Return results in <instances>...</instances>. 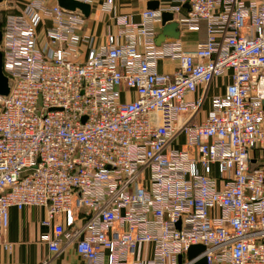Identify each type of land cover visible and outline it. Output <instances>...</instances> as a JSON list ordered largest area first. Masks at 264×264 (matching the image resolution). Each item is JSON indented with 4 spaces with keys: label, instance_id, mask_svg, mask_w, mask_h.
Returning a JSON list of instances; mask_svg holds the SVG:
<instances>
[{
    "label": "built area",
    "instance_id": "1",
    "mask_svg": "<svg viewBox=\"0 0 264 264\" xmlns=\"http://www.w3.org/2000/svg\"><path fill=\"white\" fill-rule=\"evenodd\" d=\"M100 10L118 30L98 47L58 3L2 12L0 255L13 250L10 210L32 207L54 256L264 264V0H172L138 22L114 0ZM164 13L205 41L158 47ZM196 245L206 251L190 261Z\"/></svg>",
    "mask_w": 264,
    "mask_h": 264
},
{
    "label": "crops",
    "instance_id": "2",
    "mask_svg": "<svg viewBox=\"0 0 264 264\" xmlns=\"http://www.w3.org/2000/svg\"><path fill=\"white\" fill-rule=\"evenodd\" d=\"M32 0H4L1 7L7 12L18 13ZM49 5H54L57 0H44ZM106 0H95L92 7L91 16L86 20L85 33L90 34L93 40V46L98 47L108 43L111 35L117 33V27L111 15L103 13L100 8ZM172 0H114L116 13L118 15L130 16L136 22L140 20V13L148 9L151 2H158L159 8L170 5ZM260 1V0H256ZM1 9V8H0ZM5 13V12H4ZM188 13V7L185 8L183 15ZM180 15L178 18H181ZM176 18V21L178 20ZM50 25L47 24V26ZM45 27L39 28V34L44 33ZM162 33V26L158 29V35ZM181 34L187 50H193L198 44L206 39L204 27L199 33ZM88 49H85L84 58L87 56ZM176 65L172 63H160L162 73L171 74L175 71ZM228 83V78H224ZM221 79L220 81H224ZM219 81V82H220ZM219 82L217 84H219ZM224 89L219 92L223 93ZM45 218V210L41 208L28 207L22 211L16 209L10 210V226L7 233V240L13 244L11 253L0 255V264H87L81 258L74 246L68 247L59 256H54L49 252L47 245L40 242V236L49 233L50 230L42 226Z\"/></svg>",
    "mask_w": 264,
    "mask_h": 264
},
{
    "label": "water",
    "instance_id": "3",
    "mask_svg": "<svg viewBox=\"0 0 264 264\" xmlns=\"http://www.w3.org/2000/svg\"><path fill=\"white\" fill-rule=\"evenodd\" d=\"M4 0H0V6ZM58 5L66 12L71 14H77L83 16L86 20L91 16L92 7L88 4L80 3L74 0H57ZM158 2H151L148 5L147 10H158ZM181 37V30L179 23L175 20V16L172 13H164L162 17V33L158 35L156 44L158 47L162 45L166 40L174 39L178 40ZM3 39L2 34V11L0 9V96L8 97L11 91L10 79L5 74L3 69V54L1 51V43ZM206 251L205 246L196 245L192 246L188 251L189 260H194ZM195 264H207L206 258H202Z\"/></svg>",
    "mask_w": 264,
    "mask_h": 264
},
{
    "label": "rangeland",
    "instance_id": "4",
    "mask_svg": "<svg viewBox=\"0 0 264 264\" xmlns=\"http://www.w3.org/2000/svg\"><path fill=\"white\" fill-rule=\"evenodd\" d=\"M0 8H1V11L3 13L6 12V10H4V7H1L0 6ZM40 35H42V38H43V32ZM226 84L227 83H226V80L225 79H224V81H220L218 85L221 88H218V86H216V87L212 86L210 93L211 94H218L219 92H221L224 89V87L226 86ZM179 260H180V263H181L183 261V256H180Z\"/></svg>",
    "mask_w": 264,
    "mask_h": 264
}]
</instances>
